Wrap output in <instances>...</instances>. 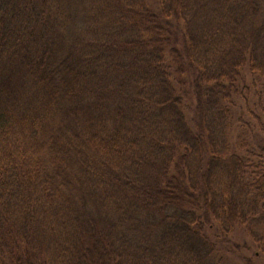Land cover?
I'll use <instances>...</instances> for the list:
<instances>
[{
  "label": "trees",
  "instance_id": "16d2710c",
  "mask_svg": "<svg viewBox=\"0 0 264 264\" xmlns=\"http://www.w3.org/2000/svg\"><path fill=\"white\" fill-rule=\"evenodd\" d=\"M262 137L264 0H0V264H252Z\"/></svg>",
  "mask_w": 264,
  "mask_h": 264
},
{
  "label": "rangeland",
  "instance_id": "374dc122",
  "mask_svg": "<svg viewBox=\"0 0 264 264\" xmlns=\"http://www.w3.org/2000/svg\"><path fill=\"white\" fill-rule=\"evenodd\" d=\"M262 139H264V137H262ZM237 238L241 242H248L251 246L248 253L252 257V264H264V251H260L253 240H251L246 234L244 235L242 233H240Z\"/></svg>",
  "mask_w": 264,
  "mask_h": 264
}]
</instances>
